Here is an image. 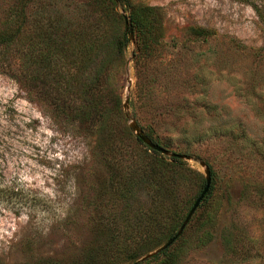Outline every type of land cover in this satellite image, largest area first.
Instances as JSON below:
<instances>
[{"label": "rangeland", "instance_id": "1", "mask_svg": "<svg viewBox=\"0 0 264 264\" xmlns=\"http://www.w3.org/2000/svg\"><path fill=\"white\" fill-rule=\"evenodd\" d=\"M129 1L158 10L146 60L127 5L114 34L97 2L0 0V33L22 31L0 48V264L143 261L186 218L207 169L214 193L170 246L176 264L264 263V24L253 8L264 15V0ZM89 34L107 41L90 50ZM97 82L91 122L62 111H87ZM132 124L189 159L154 154ZM152 158L175 165L155 184L143 170Z\"/></svg>", "mask_w": 264, "mask_h": 264}, {"label": "trees", "instance_id": "2", "mask_svg": "<svg viewBox=\"0 0 264 264\" xmlns=\"http://www.w3.org/2000/svg\"><path fill=\"white\" fill-rule=\"evenodd\" d=\"M90 1L97 2L98 3L97 5L99 6L100 10L102 9L106 13L107 17L104 19L102 23H99L98 25H102L103 27L105 26L106 28L109 25L110 27L113 25L115 31H112V33L114 34L117 33V30H118L117 26L119 24L117 23H119L120 21H123L122 19L123 17L117 13V6L120 3L127 5L128 9L126 11L129 12L128 21L130 23V29L136 35L137 45H138L139 53L141 54L140 55L141 58L146 60V59L151 58L154 55L157 49L156 47L158 45L157 29L159 27L158 12H157L158 10L155 7L136 6V5H133L129 0H90ZM253 8L257 16L261 20V22L264 24V15L262 14V12L258 9V7L254 6ZM21 26L22 25L20 24V27ZM55 28H56V24H55ZM21 33L22 31H19V30L16 32L13 31L11 33H0V48H5V49L9 48L12 43L19 40ZM194 33L198 36L205 34L203 30H198V31H195ZM87 36H89V38L86 41V44L90 50H95V48L99 50L100 47L103 44H105L104 42L107 41L104 37L102 38L101 36H98L97 34H94V35L89 34ZM128 43H129L128 34L123 29L115 41V48L118 51L117 56L118 57L120 56V59H123V52L128 46ZM46 59L47 60L49 59L48 55L46 56ZM99 86H100V82H97V85L96 83H94L93 85H90L89 88L87 89V91L90 90L91 95H92L91 99L93 100L92 103L86 105V106H89V109L87 111L86 109L83 110L81 106H72V105H67L66 103L62 105V111H65L66 113L68 112L70 114H76L81 120L91 122L89 120L95 118L102 104V100H101L102 97H100L99 95L101 91ZM88 96H89L88 93H86L85 99H87ZM116 105L119 109L121 108L120 98H118V102ZM147 135L155 143L156 142L159 143L158 139L154 138L152 134H147ZM138 141L141 142L140 139H138ZM149 150H151L156 155H159V156L161 155L160 153L152 149H149ZM173 160L175 162L180 163L179 159L174 158ZM173 166L175 165L169 164L161 159L159 160L157 158L156 159L152 158L151 161L149 162L148 168H146V170L143 169L144 173L147 174L148 176V177H145V180H148V183H151V181L154 182V184L158 183L157 181H158L159 176L164 175V173H166L165 171L172 169ZM211 173H212V183L210 186V190L205 196V198L203 199L200 206H202L204 203H207L208 200L212 197V194L214 193L213 191L214 190V178H213L214 172L212 171V169H211ZM205 186H206V180H204V182L202 183L199 195L202 193ZM258 193H259L258 201L260 205L264 207V191L259 190ZM124 198L127 199L126 195L124 196ZM194 203L192 204V206L194 205ZM184 218L183 217L181 218L182 221L184 220ZM169 219L170 221L174 220V218L170 216L167 220ZM182 221H178V222L173 221V223L171 224V229L169 233L165 236V239L167 241L170 240L172 237H174V235L176 234L178 230L177 228L179 227V225H181ZM230 245L231 243H229L228 246ZM170 249L171 247H169L168 249L164 250L163 252H161L160 254H158L157 256L151 259H147V260L140 261V262H134L133 264H151V263L153 264H176V257L173 253H171ZM158 258L161 260H158ZM47 264H50V263H47Z\"/></svg>", "mask_w": 264, "mask_h": 264}, {"label": "water", "instance_id": "3", "mask_svg": "<svg viewBox=\"0 0 264 264\" xmlns=\"http://www.w3.org/2000/svg\"><path fill=\"white\" fill-rule=\"evenodd\" d=\"M129 22L128 19L126 18V26L128 27ZM131 128L136 132L138 138L144 142L148 147H150L152 150L161 153L163 155H168L171 156L172 158H176V159H189L188 156L186 155H182V154H178V153H171L169 152L167 149L163 148L162 146L154 143L153 141L150 140L149 137H147L139 128L138 125L136 124H132ZM211 181H212V177H211V172L209 169L206 170V186L204 188V190L202 191V193L199 195V197L196 199L194 205L192 206V208L190 209V211L188 212L185 221L183 222L181 228L179 229V231L176 233V235H174V237H172L169 241H167L161 248H159L156 252L152 253L151 255L145 257L143 259L147 260L149 257H152L158 253H161L162 251L168 249L171 245H173V243L180 237V235L183 233L186 225L188 224V222L190 221V219L192 218V216L194 215V213L196 212L197 208L199 207V205L202 203L203 199L205 198V196L207 195V193L210 190V186H211Z\"/></svg>", "mask_w": 264, "mask_h": 264}]
</instances>
